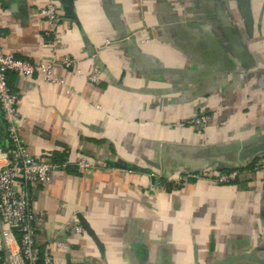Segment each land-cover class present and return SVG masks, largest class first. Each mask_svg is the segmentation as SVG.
<instances>
[{"label": "crops", "instance_id": "crops-1", "mask_svg": "<svg viewBox=\"0 0 264 264\" xmlns=\"http://www.w3.org/2000/svg\"><path fill=\"white\" fill-rule=\"evenodd\" d=\"M47 1L0 0L5 51L52 59ZM54 1L58 55L76 68L8 74L29 152L67 158L32 191L37 243L66 241L54 264H264V0ZM83 154L98 166L80 169ZM235 167L231 183L210 178ZM3 227L0 214L6 253Z\"/></svg>", "mask_w": 264, "mask_h": 264}, {"label": "built area", "instance_id": "built-area-1", "mask_svg": "<svg viewBox=\"0 0 264 264\" xmlns=\"http://www.w3.org/2000/svg\"><path fill=\"white\" fill-rule=\"evenodd\" d=\"M40 14L50 23L46 32L47 42L52 47L50 61L33 60L4 50L0 43V115L5 124L8 148L0 144V214L4 224L3 246L6 250L7 264H54L53 243L67 246L66 241L57 238L42 248L36 241V214L32 206L31 194L34 188L48 184L55 170L63 164L37 158L29 152L22 135L25 116L19 108L21 96L8 81V74L16 72L22 76L38 74L48 82H63V78L54 72V65L61 63L68 68H76L77 60L68 54L58 55L57 47L62 36L56 28L59 19V6L54 0H48L39 7ZM147 35L144 41H150ZM78 72L80 70L77 69ZM99 72L89 75L91 80H98ZM201 115L194 122L205 121ZM74 164L80 169L89 170L98 166L97 160L89 155L79 156ZM264 157L256 162L253 168H263ZM235 168L226 172H218L210 178L219 183H231L242 172ZM196 172H187L183 179L201 177ZM69 229V228H68ZM72 229L77 232L84 230L82 223H73ZM20 234V238L16 236Z\"/></svg>", "mask_w": 264, "mask_h": 264}, {"label": "trees", "instance_id": "trees-1", "mask_svg": "<svg viewBox=\"0 0 264 264\" xmlns=\"http://www.w3.org/2000/svg\"><path fill=\"white\" fill-rule=\"evenodd\" d=\"M66 159L67 158H66L65 153L56 152V153L52 154V156H51V161H54V162L59 163V164H63L65 161H67ZM169 185H171V184L169 183ZM5 257H6V253L3 251H0V264H7Z\"/></svg>", "mask_w": 264, "mask_h": 264}, {"label": "water", "instance_id": "water-1", "mask_svg": "<svg viewBox=\"0 0 264 264\" xmlns=\"http://www.w3.org/2000/svg\"><path fill=\"white\" fill-rule=\"evenodd\" d=\"M235 168H240V167H235ZM84 225V227L86 228L85 224L82 223ZM243 256H247L246 254H242V255H229V256H225L223 258H220L214 262H212L211 264H228L232 261H235Z\"/></svg>", "mask_w": 264, "mask_h": 264}]
</instances>
